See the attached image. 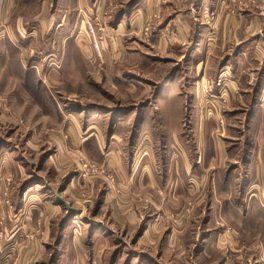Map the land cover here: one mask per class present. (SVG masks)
<instances>
[{
  "label": "rangeland",
  "instance_id": "obj_1",
  "mask_svg": "<svg viewBox=\"0 0 264 264\" xmlns=\"http://www.w3.org/2000/svg\"><path fill=\"white\" fill-rule=\"evenodd\" d=\"M73 1L0 4V264H264V44L251 39L255 24L212 36L205 68L200 28L170 59V33L155 36L162 11L147 7L135 37L119 24L136 0ZM168 81L183 115L144 122ZM125 106L130 122L114 128L106 116L94 127L115 134L137 170L151 155L135 145L154 142L176 167L169 188L167 177L161 189L125 180L96 138L84 147L72 137L96 108L116 116Z\"/></svg>",
  "mask_w": 264,
  "mask_h": 264
},
{
  "label": "crops",
  "instance_id": "obj_2",
  "mask_svg": "<svg viewBox=\"0 0 264 264\" xmlns=\"http://www.w3.org/2000/svg\"><path fill=\"white\" fill-rule=\"evenodd\" d=\"M11 1L12 0H0V4H7ZM42 1L44 3L45 0ZM72 4L74 5L75 9H78L80 7L86 6L88 2L87 0H74ZM132 5H129L130 8L132 7L131 10L129 9L131 12H129L130 14L124 12L123 15L128 14V16L126 18H122L119 28H122V31H125L127 28L124 34H127L128 36H134V34L135 37L140 36L139 34H141V28L147 14H152L153 11H162L159 22H163L159 26V32L155 36L161 35L164 38L166 34L170 33V41L172 42H170L169 48L163 41L164 47L166 48L165 50L169 51V55H171L170 59L176 57L175 53H173L174 51H183L184 47L190 45L192 34L198 33L200 28L201 40L197 46V49L204 50L201 56V62L206 68L207 52L210 50V38L212 40V36H216L214 38L216 41L220 32H222L224 34V38H226L225 31L228 27H234L232 32L233 35L236 36V31L241 33L242 29L239 27L243 25L245 20H247L250 24H255L252 26L256 27L251 37L253 42L257 43L258 45L261 43L264 44V35L262 34L263 36L261 38L257 37V35L260 33V30L263 28L262 26H264V0H136ZM147 7L150 9L149 13L146 11ZM211 10L216 12L214 16L210 15ZM236 14L238 15L237 17ZM247 14H250L251 17L246 18ZM128 21H130L129 24L127 23ZM259 27L261 28L258 29ZM124 34H122V38H124ZM163 38H161V40ZM113 39V37L107 36V39L104 41V43L107 42L113 44ZM109 48H113V46L111 45ZM109 51L110 49L107 50V52ZM185 55L186 53L184 52L182 56L184 57ZM186 58L190 61L191 53H187ZM105 73L111 78L112 85H114L112 81L114 69H109V67H107L105 69ZM161 83H164V81H161L160 85ZM166 85L167 86L163 87V89L159 91L153 104L148 102L149 105H153V108L146 109V111L141 113L142 116H144V122L154 120V116L157 114L161 116V121L163 122L177 123L183 115L184 102L176 103V100L172 97H169V94L165 91V88L167 90L172 88L175 89L174 84H172V81H168ZM121 86H126V91H129L131 85L129 82H126L121 83ZM142 103H145V101L142 100ZM137 104L139 105V103ZM86 106L90 105L83 104V107ZM126 107L129 106L122 107L123 109H121L120 114H116V116L115 112L118 109L115 107H107L108 109L96 108V111L98 112H93V116L90 118L87 117L88 122L86 127L83 125L84 128L81 130H78L76 127L75 134L72 137L79 141L78 144L82 143L84 147L87 141H90L92 138H96L98 143L97 148L104 155V158H108L110 163L115 165L119 171H122V174L127 173V177H124L125 180L136 179L139 185H145L146 181L148 180V182H152L155 184V186L158 185L160 187V185L163 183V177H167L166 179L169 181V188L172 182L170 179L173 180L175 178V176L172 177V171H176V167L172 162L165 164L163 161L159 160L157 154L158 149L160 148H157L156 146L152 148V146L155 145L154 142L149 139L148 141L144 140L135 145L138 149L137 154H140L142 151L147 149L151 155V157L145 161L146 163H142L141 167H139L137 170L136 166L140 163L137 164L135 160H132L129 164L127 162V164H125V161L122 160L121 153L124 149L117 140H114V136H111V139H107V136H103V132L100 130L99 125L94 127L95 121L100 122L101 118H106V116L112 118L114 128L124 123L127 124V122H130L129 119L132 117L130 118V114H121L122 111L126 109ZM132 109L135 111L136 108L133 107ZM74 112L76 113V111ZM142 128L143 130L138 132V136L141 135L145 130V125H143ZM79 138H81V141ZM116 144L118 146H116ZM185 168L188 169L187 166ZM147 171H149V173H147ZM166 171L168 173L167 176ZM126 214L127 216H131L129 213ZM200 246L203 252L206 245ZM258 249L261 251L264 250V245H258ZM256 261L262 262L256 258L251 260V264H254Z\"/></svg>",
  "mask_w": 264,
  "mask_h": 264
},
{
  "label": "water",
  "instance_id": "obj_3",
  "mask_svg": "<svg viewBox=\"0 0 264 264\" xmlns=\"http://www.w3.org/2000/svg\"><path fill=\"white\" fill-rule=\"evenodd\" d=\"M60 199L67 205L70 211H73L74 208L71 206L70 202L62 195H59Z\"/></svg>",
  "mask_w": 264,
  "mask_h": 264
},
{
  "label": "bare ground",
  "instance_id": "obj_4",
  "mask_svg": "<svg viewBox=\"0 0 264 264\" xmlns=\"http://www.w3.org/2000/svg\"><path fill=\"white\" fill-rule=\"evenodd\" d=\"M114 136H116L115 134H114ZM75 218H74V221H77V218L79 217L78 215H76V216H74Z\"/></svg>",
  "mask_w": 264,
  "mask_h": 264
}]
</instances>
